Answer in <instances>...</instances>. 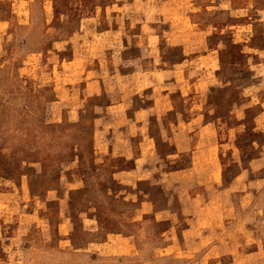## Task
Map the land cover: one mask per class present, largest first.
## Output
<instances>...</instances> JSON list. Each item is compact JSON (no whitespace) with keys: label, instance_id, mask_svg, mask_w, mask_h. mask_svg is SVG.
<instances>
[{"label":"rangeland","instance_id":"obj_1","mask_svg":"<svg viewBox=\"0 0 264 264\" xmlns=\"http://www.w3.org/2000/svg\"><path fill=\"white\" fill-rule=\"evenodd\" d=\"M0 264H264V0H0Z\"/></svg>","mask_w":264,"mask_h":264}]
</instances>
